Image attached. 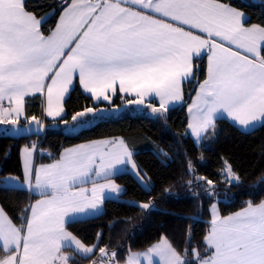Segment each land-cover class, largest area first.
Listing matches in <instances>:
<instances>
[{
	"label": "snow or ice",
	"instance_id": "6c2138e0",
	"mask_svg": "<svg viewBox=\"0 0 264 264\" xmlns=\"http://www.w3.org/2000/svg\"><path fill=\"white\" fill-rule=\"evenodd\" d=\"M57 12L55 27L45 35L43 24ZM249 21L224 0H62L39 17L26 0H0V125L20 131L26 97L37 93L45 96L47 116L64 119L63 102L76 75L96 100L111 101L122 93L135 97L126 103L144 105L148 98L152 113L166 115L183 99L182 83L196 76V62L207 49V78L189 107L188 128L196 143L209 129L214 136L221 118L245 130L264 126V14L258 23ZM157 97L159 107L152 103ZM5 100L8 107L2 106ZM109 110L86 106L72 116V128H86ZM25 119L37 130L44 127L35 116ZM23 128L29 130L30 124ZM36 150L35 143L22 150L23 185L17 176L0 178V187L26 186L42 197L21 211L19 223L0 208V264H71L76 255L94 254L98 245L85 246L66 225L92 218L106 199L121 193L111 180L117 166L130 164L143 181L134 153L119 138L66 150L55 163L39 167ZM225 163V182L239 183V175ZM196 180H207L213 187L205 192L214 195L212 180ZM88 183L90 190L80 187ZM203 245V252L199 246L180 252L161 237L143 253L129 250L124 264H264V200L246 201L227 217L213 206ZM99 251L107 258L101 264H119L117 251Z\"/></svg>",
	"mask_w": 264,
	"mask_h": 264
},
{
	"label": "trees",
	"instance_id": "16d2710c",
	"mask_svg": "<svg viewBox=\"0 0 264 264\" xmlns=\"http://www.w3.org/2000/svg\"><path fill=\"white\" fill-rule=\"evenodd\" d=\"M61 2L26 0L28 10L37 17L51 12L52 6ZM224 2H230L246 13L250 23L260 22L264 14V0ZM58 16V12L49 16L43 24L45 35L55 27ZM196 63V76L182 85V103L171 107L166 115H149L150 110H138L130 105L117 113L112 112L114 116L94 121L78 132L67 133L64 128L73 125L72 116L86 106L110 109L126 105V99H132L116 95L110 103L94 102L75 84L63 102L64 119L43 118L42 97L36 94L26 97L25 116H35L44 125L39 128L40 133L14 136L9 130L0 132V178L13 175L23 179L20 150L34 143L40 151L38 162L55 161L68 147L102 138L121 137L134 153V162L145 178L147 188L130 172L112 176L122 186L120 199H106L100 214L66 225V229L83 244L98 245L94 254L86 258L76 255L71 264H93L101 259L100 248H106L109 254L117 251L121 263L129 250L143 251L161 237L180 252L194 246H199L203 252L212 203L216 202L220 215L226 216L242 209L246 201L259 203L264 200V126L244 132L229 121L218 119L215 135H211L209 129V135L199 146L189 135L187 106L196 86L205 77L204 57ZM25 116L20 119L21 132L25 130L23 124H31V128L37 131L35 122L26 120ZM189 162L192 172H189ZM225 162L239 175V183L230 185L225 182L224 174H221ZM197 177L214 182V195L205 192L213 185H208L207 180L198 182ZM189 181H192L191 186ZM38 197L26 188L0 187V207L16 223H19L21 211ZM145 203L150 207L139 206ZM97 233L102 234L99 239Z\"/></svg>",
	"mask_w": 264,
	"mask_h": 264
},
{
	"label": "crops",
	"instance_id": "0c3cea01",
	"mask_svg": "<svg viewBox=\"0 0 264 264\" xmlns=\"http://www.w3.org/2000/svg\"><path fill=\"white\" fill-rule=\"evenodd\" d=\"M203 35V34H202ZM208 55H209V53L207 52V49H205L204 50V54L199 58V59H201L202 57H204V61H205V77H204V79L202 80V81H200L199 83H198V85L196 86V88H195V91H194V94H193V96H192V98H191V100H190V102H189V104H188V106H187V129H188V132H189V135L191 136V138L193 139V141H194V143L197 145V146H199L200 145V143L199 144H197L196 143V138L195 137H193L192 135H191V129H189L188 128V123H189V121L191 120V118H192V113H190L189 112V107L190 106H193V102H194V100L196 99V97H197V92H198V90H199V84L200 83H202L206 78H207V67H208ZM194 78V77H193ZM184 83V82H183ZM183 83H182V85H183ZM75 84H78V86H79V88L81 89V91L83 92V93H85V94H87V95H89L90 97H91V94L90 93H86V92H84V90H83V87H82V85L80 84V82H79V78H78V75H76V76H74V80H73V85L71 86V89L74 87V85ZM71 91V90H70ZM38 95H40L39 93H37ZM182 94H183V89H182ZM36 95V94H35ZM117 95H120L121 97H125V95L124 94H122V93H118ZM41 96V95H40ZM68 96V94L66 95V97ZM116 96V95H115ZM115 96H112V99H111V101L113 100V98L115 97ZM42 97V101H43V108H42V113H43V118H45V119H49V120H56V119H59L60 117H50V116H47L46 115V113H45V111H44V108L46 107V99H45V96H41ZM65 97V98H66ZM92 98V97H91ZM129 98H132V99H135V97H129ZM93 100H94V102H104V103H110L111 101H108V100H103V98L101 97L99 100H96V99H94V98H92ZM182 101H183V99L181 100V101H176V102H174V104H173V106H177V105H180L181 103H182ZM152 103H153V105L154 106H156V107H159V98L157 97V98H154V99H152ZM147 104H148V98H146V102H145V106H138V105H133V104H126V105H123V106H121V107H112V108H110V110H112V109H115V108H120L121 110H123L124 108H126L127 106H130V105H132V106H134V107H136L138 110H140V109H143V110H145V109H147L148 111L150 110L151 111V108H149L148 106H147ZM2 106L3 107H8V102H7V100H5V101H3L2 102ZM172 106V107H173ZM152 112V111H151ZM64 115V113H62V116ZM24 116H21L20 117V119L21 118H23ZM221 119H224V118H221ZM225 120H227V121H229L231 124H233L234 126H236L239 130H241V131H244V132H247V131H250V130H252V129H247V130H245L244 128H243V126H237V125H235L233 122H231L229 119H225ZM257 126H259V125H257ZM256 126V127H257ZM255 127V128H256ZM11 129V126H9V125H0V132H5V131H11L10 130ZM116 139H109V140H93V141H89V142H84V143H80V144H77V145H74V146H71V147H68V148H66V149H64L62 152H61V154H60V157H61V155L63 154V153H65V151L66 150H69V149H75V148H78L80 145H86V144H90V143H92V142H101V141H108V142H112V141H115ZM25 147H22L21 148V150H20V159H21V165H22V171H23V158H22V150L24 149ZM39 149H38V147H37V150H36V152L34 153V156H33V159H34V163H35V165L37 166V167H39L40 165H49V164H53V163H55L57 160H59L60 159V157L57 159V160H55V161H50V162H38L37 161V155L39 154ZM116 175V174H115ZM114 176V175H113ZM23 177H24V173H23ZM23 183H24V180L22 179V180H20V184L21 185H23ZM33 183H34V180H33ZM87 186H91V183L90 184H86ZM86 185H82V186H80V187H86ZM13 187H18V186H13ZM24 188H26L27 189V187L26 186H24ZM38 199H42V197H38L36 200H34L31 204H34ZM1 208V207H0ZM238 212V211H237ZM234 213H236V212H234ZM234 213H232V214H234ZM231 215V214H230ZM230 215H226V216H222V217H227V216H230ZM159 241H161V240H159ZM159 241L158 242H156V243H159Z\"/></svg>",
	"mask_w": 264,
	"mask_h": 264
},
{
	"label": "rangeland",
	"instance_id": "374dc122",
	"mask_svg": "<svg viewBox=\"0 0 264 264\" xmlns=\"http://www.w3.org/2000/svg\"><path fill=\"white\" fill-rule=\"evenodd\" d=\"M199 70V69H198ZM134 106H135V104H133ZM138 106H145V104L144 105H138ZM117 111H121V109L119 108H115V109H112V110H109L108 112H106V113H103L102 115L104 116V117H110V116H114L113 114H111L112 112L113 113H117ZM147 113H149V115H154L155 113H152V112H147ZM115 115H117V114H115ZM89 126V125H88ZM87 126V127H88ZM79 129L80 128H75V129H73L72 128V126L71 125H68V126H66L65 128H64V131L65 132H67V133H75V132H78L79 131ZM117 138H119V139H122L121 137H113V138H102V139H99V140H109V139H117ZM123 140V139H122ZM134 160V159H133ZM118 168H119V171H117V172H115V174L116 175H118V174H120V173H123V172H130L133 176H135V178L145 187V188H147V184H145V178L143 177V181L135 174V170H133L132 169V167H131V165L129 164V165H126V166H117ZM114 174V175H115ZM224 175H226V173H224ZM111 180H112V182L113 183H115V184H117V185H119L120 186V188H121V190H122V186L120 185V184H118L114 179H112L111 178ZM98 183H106L107 181H105V180H103V179H99L98 181H97ZM88 184H90V183H88ZM82 186V185H81ZM91 187H92V184H91V186H87L86 185V187L85 188H87V189H91ZM121 193H122V191H121ZM121 193L120 194H116V195H112L110 198H108V199H120V195H121ZM89 195H90V191H89V193H88ZM260 203V202H259ZM258 204V203H257ZM213 206H215V212H217L219 215H220V213H219V210H218V206H217V203L216 202H214V203H212L211 204V206H210V221L212 220V218H213ZM245 207V206H244ZM102 210H103V204H102V208H101V211L100 212H98L97 214H95L94 216H96V215H98V214H100L101 212H102ZM241 210V209H240ZM240 210H238V212L240 211ZM230 215V214H229ZM232 215V214H231ZM221 216V215H220ZM222 217V216H221ZM79 219H85V218H83V217H79L77 220H79ZM66 231H68L67 229H66ZM69 232V231H68ZM161 240V239H160ZM168 241V240H167ZM160 242V241H159ZM169 242V241H168ZM170 243V242H169ZM155 244H157V243H154L153 245H155ZM85 245V244H84ZM153 245H151V246H149L147 249H149L150 247H152ZM85 246H88V247H91L90 245H85ZM73 248H74V246H73ZM147 249H145V250H143V251H131L132 253H143V252H145ZM65 251V254H68V255H71L72 254V250L71 249H65L64 250ZM89 255V254H88ZM102 261H106V257H102L101 256V259L100 260H98V261H95L93 264H101V262ZM113 264H115V262H113ZM119 264H124V261L123 262H121V263H119Z\"/></svg>",
	"mask_w": 264,
	"mask_h": 264
},
{
	"label": "water",
	"instance_id": "95a60500",
	"mask_svg": "<svg viewBox=\"0 0 264 264\" xmlns=\"http://www.w3.org/2000/svg\"><path fill=\"white\" fill-rule=\"evenodd\" d=\"M12 128H13V126L11 127V131H10V133L12 134V135H14V136H19V135H32V134H39L40 133V130H33L32 128H31V124H30V129L29 130H23L22 132H21V129L22 128H20V131H18V132H14V131H12Z\"/></svg>",
	"mask_w": 264,
	"mask_h": 264
}]
</instances>
